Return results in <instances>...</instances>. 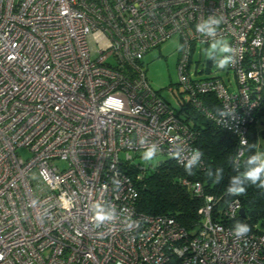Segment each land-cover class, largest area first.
Returning a JSON list of instances; mask_svg holds the SVG:
<instances>
[{
    "label": "built area",
    "instance_id": "built-area-1",
    "mask_svg": "<svg viewBox=\"0 0 264 264\" xmlns=\"http://www.w3.org/2000/svg\"><path fill=\"white\" fill-rule=\"evenodd\" d=\"M205 21L215 36L196 31ZM173 36L188 103L236 136L238 162L264 103V0H0V264H264V232L238 238L213 220L219 197L198 180L180 179L204 198L192 232L137 210L147 167L135 158L152 149L203 165L196 131L150 86L140 59ZM219 39L234 48L235 91L188 72L193 46ZM240 208L233 199L222 214Z\"/></svg>",
    "mask_w": 264,
    "mask_h": 264
},
{
    "label": "trees",
    "instance_id": "trees-1",
    "mask_svg": "<svg viewBox=\"0 0 264 264\" xmlns=\"http://www.w3.org/2000/svg\"><path fill=\"white\" fill-rule=\"evenodd\" d=\"M200 97L212 111L219 109V101L213 94ZM177 111L178 114L184 113V121L196 131V145L202 154L203 165L192 167L189 172L185 166L166 159L155 167H147L142 178L136 181L137 210L148 215H171L188 232L196 230L203 221L198 210L204 204V198L193 194L181 184L180 179L187 177L200 181L204 194L219 197L213 208V220L233 227L242 223L252 231L264 232V188L258 186L259 181L253 185L246 175L264 164L257 155V149L260 148L258 138L264 137V129L257 130V135V124L250 125L244 154L236 162L235 153L239 144L233 133L214 124L194 109L188 100ZM256 116L257 122L264 119V103ZM127 169L132 176L139 171L136 167ZM232 187H242L246 191L242 195H231L227 190ZM233 199L239 200L245 216L236 214L228 220L222 211Z\"/></svg>",
    "mask_w": 264,
    "mask_h": 264
},
{
    "label": "rangeland",
    "instance_id": "rangeland-1",
    "mask_svg": "<svg viewBox=\"0 0 264 264\" xmlns=\"http://www.w3.org/2000/svg\"><path fill=\"white\" fill-rule=\"evenodd\" d=\"M90 43L91 53L94 56L97 53L98 44L93 37ZM212 43L213 42L204 44L199 42L193 46L188 72L192 79L219 77L229 86V90L235 91L236 82L233 70L229 67L220 69L215 65L217 63V53L219 49L213 51L211 57L206 55ZM178 50L179 38L173 36L158 47L151 49L140 58L143 62L145 75L150 86L158 91L162 98L176 110H178L180 104L188 100V95L183 92V87L179 84L177 69ZM224 56H227V52L221 54L219 59H223ZM107 62L111 65L116 64L113 56L108 57ZM255 125L256 132L258 133L257 135H259L257 130L264 129V119L255 123ZM258 144L260 145V148L257 149L258 159L264 161V137L258 138ZM17 152L23 159H27L31 156L30 152L25 148H20ZM165 160L166 157L164 155L153 156L151 161L135 158L136 162L145 167H155ZM57 164L60 166L64 165L62 162Z\"/></svg>",
    "mask_w": 264,
    "mask_h": 264
},
{
    "label": "clouds",
    "instance_id": "clouds-1",
    "mask_svg": "<svg viewBox=\"0 0 264 264\" xmlns=\"http://www.w3.org/2000/svg\"><path fill=\"white\" fill-rule=\"evenodd\" d=\"M222 17L220 19H216L215 17L210 18V22L212 24L219 25L222 22ZM217 28L210 27L209 21H205L203 23H199L196 25V31L204 34L206 33L209 36H215ZM219 49V52L217 53V63L215 64L217 68L224 69L227 68L230 63L233 62L232 56H224L223 59H219V56L226 52H234V48L230 45L229 41L227 39H219L214 41L210 48L207 50L206 55L208 57L212 56L213 51ZM154 155V152L152 149H149L148 151L144 152L142 154V159L146 161H151L152 157ZM255 159V158H253ZM194 162V161H193ZM186 170L190 172V164L185 166ZM247 177L252 181L253 185H257L256 182L259 181L258 186L260 188H264V164H262L260 167L256 168L254 171H251L250 173L246 174ZM229 194L231 195H242L245 193L246 189L242 187H232L227 190ZM105 217L102 215H98V220H103ZM250 231V228L246 224L237 223L234 228V235L236 237H241L248 233ZM2 258V257H0Z\"/></svg>",
    "mask_w": 264,
    "mask_h": 264
},
{
    "label": "water",
    "instance_id": "water-1",
    "mask_svg": "<svg viewBox=\"0 0 264 264\" xmlns=\"http://www.w3.org/2000/svg\"><path fill=\"white\" fill-rule=\"evenodd\" d=\"M238 214H239V216L244 217V216H245V211H244V209H243V208H240L239 211H238Z\"/></svg>",
    "mask_w": 264,
    "mask_h": 264
}]
</instances>
